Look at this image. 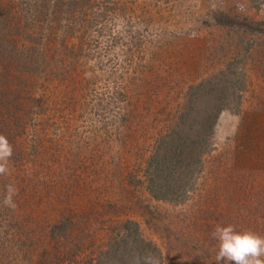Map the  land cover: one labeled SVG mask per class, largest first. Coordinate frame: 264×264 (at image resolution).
<instances>
[{
    "label": "rangeland",
    "instance_id": "obj_1",
    "mask_svg": "<svg viewBox=\"0 0 264 264\" xmlns=\"http://www.w3.org/2000/svg\"><path fill=\"white\" fill-rule=\"evenodd\" d=\"M85 3L66 34L39 45L31 30L43 18L33 22L25 0H0V135L13 147L0 176V264H93L126 222L159 249L157 264H217V226L264 236V34L213 18L262 30L264 2ZM39 46L41 68L15 78L14 53ZM237 55L247 73L239 111L218 117L187 198L154 200L144 170L156 140L175 127L188 88ZM9 183L14 209L2 203Z\"/></svg>",
    "mask_w": 264,
    "mask_h": 264
},
{
    "label": "trees",
    "instance_id": "obj_2",
    "mask_svg": "<svg viewBox=\"0 0 264 264\" xmlns=\"http://www.w3.org/2000/svg\"><path fill=\"white\" fill-rule=\"evenodd\" d=\"M34 11L33 22L43 18L37 33L41 39L63 36L70 27V18L84 14L89 0H25ZM264 0H250L259 9ZM215 22L225 28H246L251 32H262L239 23L225 13L214 15ZM43 25V26H41ZM257 24H255L256 27ZM41 26V27H40ZM41 31L42 33H38ZM44 39V40H45ZM14 53L11 60L15 78L31 77L44 62L43 46L28 47ZM11 54V53H10ZM246 61L241 55L225 63L217 72L190 86L185 103L177 116L175 127L160 136L146 162L144 180L148 193L157 201L183 202L192 191L202 168V158L211 148L212 135L218 117L224 112L237 113L241 106L242 94L247 85ZM137 226L131 222L118 227L115 238L107 244L93 264H157L161 261L159 249L145 241ZM54 230L64 232L65 225H56Z\"/></svg>",
    "mask_w": 264,
    "mask_h": 264
},
{
    "label": "clouds",
    "instance_id": "obj_3",
    "mask_svg": "<svg viewBox=\"0 0 264 264\" xmlns=\"http://www.w3.org/2000/svg\"><path fill=\"white\" fill-rule=\"evenodd\" d=\"M12 156V145L4 135H0V176L10 174L9 162ZM5 188L2 203L5 207L14 209L16 204L13 197L18 189L11 183ZM211 237L217 242V264H264V236L250 230L237 232L235 226L229 224L217 226Z\"/></svg>",
    "mask_w": 264,
    "mask_h": 264
}]
</instances>
